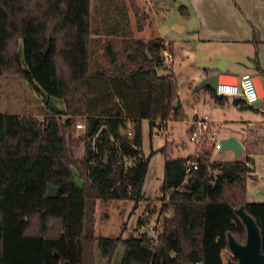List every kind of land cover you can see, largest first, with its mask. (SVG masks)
I'll return each mask as SVG.
<instances>
[{
    "label": "trees",
    "instance_id": "16d2710c",
    "mask_svg": "<svg viewBox=\"0 0 264 264\" xmlns=\"http://www.w3.org/2000/svg\"><path fill=\"white\" fill-rule=\"evenodd\" d=\"M54 1L80 11L85 0ZM129 1L95 0L84 30L70 28L66 35L64 58L86 79L87 100L93 103L82 121L64 116L63 103L26 73L24 45L19 42L24 35L17 32L13 39L15 73L42 99L46 113L43 119L0 113V264H96V246L110 261L120 245L125 248L121 264H225L223 253L231 252L228 235L239 243L247 239L236 213L241 206L260 229L264 253V202L247 201V179L255 172L252 160L212 163V147L198 156L174 158V142L160 150L165 164L158 241L147 232L130 238L95 235L98 201L145 197L149 158L142 149L143 121L153 129L187 117L177 77L160 73L167 64L165 51L173 54L175 43L137 37L149 17L135 0ZM27 7L23 0V9ZM12 15V0H0V38L7 45ZM54 50L55 44L51 55ZM207 89L217 101H225ZM236 103L247 105L242 99ZM80 123L83 159L75 148ZM190 159L199 167L186 178ZM49 184L60 187L58 196L48 197Z\"/></svg>",
    "mask_w": 264,
    "mask_h": 264
},
{
    "label": "rangeland",
    "instance_id": "374dc122",
    "mask_svg": "<svg viewBox=\"0 0 264 264\" xmlns=\"http://www.w3.org/2000/svg\"><path fill=\"white\" fill-rule=\"evenodd\" d=\"M135 1L149 17L144 30L135 33L137 37L150 39L153 37L151 34L158 35V30L163 33L171 27L175 28V23L184 21L174 0H152L154 1L152 7L147 4L149 0ZM162 2L166 5H161ZM94 4L95 0H85L81 3L82 10L75 11L71 4H62L59 1L27 0L28 7L23 9V0H12V27L8 45L0 38V113L28 115L38 119H43L46 113L42 99L23 77L15 73L11 64L13 39L16 33L20 32L22 36L24 35L19 42L24 45L26 73L30 74L53 99L63 103L64 116H76L82 121L88 115L93 103L92 100L90 102L87 100L86 79L79 76L77 69L71 67L65 60L64 51L67 46L64 43L68 40L66 35L69 36L70 28L84 30L86 21L93 15ZM128 4H130L129 0ZM130 17L133 28L136 30L135 14L132 9H130ZM65 23L66 29L63 27ZM49 41L51 46L48 55L44 56L41 52ZM54 44L55 50L51 55L50 51ZM162 72L164 71L161 69L160 73ZM260 101L256 102L254 107L259 106ZM245 110L251 115L255 113L251 108ZM188 113L191 115L190 109ZM259 120L257 118L256 121ZM261 120L264 121V119ZM161 125L152 129L148 120L142 123V149L145 157L149 158V168L143 186L145 197L139 201L125 200L109 203L98 201L94 214L96 236H123L124 238L138 236L139 233L147 232L158 219L163 208L161 198L165 163V154L160 150L167 142H174V146L184 145V150H176L171 154L172 157L178 158L186 156L193 145L187 132V125L183 121L174 120L163 128ZM261 126L264 131V125ZM131 127L130 123L128 128L131 129ZM233 127L241 135L242 125ZM257 127H260L259 124ZM226 128L221 126L217 131L219 139L224 138ZM75 134L79 138L75 146L76 156L83 159L85 141L81 138L84 136V129L77 128ZM245 135L256 150L254 153L256 171L247 179V201L264 202V139L259 143L252 132ZM232 158L229 150L213 149L210 160L212 163H218ZM242 159L243 157L240 160ZM258 175L259 178H257ZM78 182L82 184L80 180ZM124 251V246L120 245L109 261L102 256L96 246V264H121Z\"/></svg>",
    "mask_w": 264,
    "mask_h": 264
},
{
    "label": "crops",
    "instance_id": "0c3cea01",
    "mask_svg": "<svg viewBox=\"0 0 264 264\" xmlns=\"http://www.w3.org/2000/svg\"><path fill=\"white\" fill-rule=\"evenodd\" d=\"M174 1L184 17V21L175 23L183 28L181 32L171 27L163 33L158 30V35H151L164 38L166 44L170 41L175 43L174 53L168 51L171 57L162 74L173 73L178 79V96L187 115L182 121L187 125V132L189 134L197 119L208 116L215 131L221 126L227 127L224 138L235 136L244 146L240 157L229 150L233 158L225 162L252 164L251 159L256 171V150L245 134L252 132L259 143L264 139L261 128L264 125L261 120L264 119V0ZM153 2L149 0L147 4L152 7ZM162 4L166 5L164 2ZM181 6H185V9L181 10ZM244 73H250L254 79L258 77L260 80L261 91L258 90L260 98L257 102L261 100V103L257 107H254L255 104H237V99L241 98L235 96H225V101L219 102L207 88L196 90L197 85L210 75L227 76L232 83H236ZM248 108L255 113H248L245 110ZM257 118L260 120L256 121ZM173 121H164L162 128ZM236 125H242L240 131L243 134L237 133L233 127ZM184 149V145H173L171 154ZM194 149L192 145L186 156L178 158H188ZM228 255L232 257V253L226 250L223 253L225 264L231 258Z\"/></svg>",
    "mask_w": 264,
    "mask_h": 264
},
{
    "label": "water",
    "instance_id": "95a60500",
    "mask_svg": "<svg viewBox=\"0 0 264 264\" xmlns=\"http://www.w3.org/2000/svg\"><path fill=\"white\" fill-rule=\"evenodd\" d=\"M176 31L181 32V26L175 25ZM51 42L49 41L46 47L42 50V54L46 56L49 52ZM255 82L259 91H261L260 80L255 78ZM232 83L227 76L213 74L204 78L196 87V90L211 88L215 90L218 84ZM221 151L232 150L236 157H240L243 153L244 146L241 141L235 136H229L220 139ZM108 163V155L105 156L104 164ZM60 191L59 186H48V197L58 196ZM236 213L242 219L247 230V239L245 243H239L232 234L228 235V246L232 253L226 264H264V253L262 251V236L260 229L255 219L246 212L244 206L236 209Z\"/></svg>",
    "mask_w": 264,
    "mask_h": 264
},
{
    "label": "built area",
    "instance_id": "2783aa9c",
    "mask_svg": "<svg viewBox=\"0 0 264 264\" xmlns=\"http://www.w3.org/2000/svg\"><path fill=\"white\" fill-rule=\"evenodd\" d=\"M166 62L169 61L171 55L165 51ZM219 96H235L240 97L248 106L254 105L260 98L259 91L252 74L244 73L236 83H221L218 84L214 90ZM78 128H83V124H78ZM189 138L195 149L192 156H198L202 149L212 147V149H220L221 143L218 138L217 131L212 127V122L208 116L197 119L193 127L189 131ZM199 162L196 160H188L186 162V178L193 169H198ZM160 225V218L156 220L155 224L150 226L147 231L148 236L153 242L158 241V227ZM200 264V263H196Z\"/></svg>",
    "mask_w": 264,
    "mask_h": 264
}]
</instances>
